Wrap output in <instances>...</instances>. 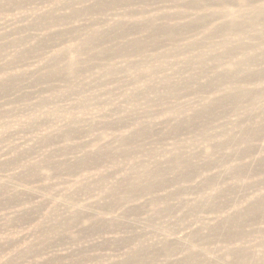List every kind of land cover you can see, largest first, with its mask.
<instances>
[{
    "label": "rangeland",
    "instance_id": "374dc122",
    "mask_svg": "<svg viewBox=\"0 0 264 264\" xmlns=\"http://www.w3.org/2000/svg\"><path fill=\"white\" fill-rule=\"evenodd\" d=\"M21 1L0 264H264V0Z\"/></svg>",
    "mask_w": 264,
    "mask_h": 264
},
{
    "label": "bare ground",
    "instance_id": "6f19581e",
    "mask_svg": "<svg viewBox=\"0 0 264 264\" xmlns=\"http://www.w3.org/2000/svg\"><path fill=\"white\" fill-rule=\"evenodd\" d=\"M7 1H8V0H7ZM20 1H21V0H20ZM22 1H23V0H22ZM22 1H21V2H22ZM24 1H25V0H24ZM80 1H81V0H80ZM95 1H97V0H95ZM98 1H100V0H98ZM101 1H103V0H101ZM124 1H126V0H124ZM124 1H123V2H124ZM214 1H215V0H214ZM241 1H242V0H241ZM246 1H247V0H245L244 2H241V4L243 3L241 6H244V4H245ZM254 1H255V0H254ZM9 2H10V1H9ZM17 2H19V1H17ZM83 2H85V1H83ZM104 2H106V1H104ZM104 2H103V3H104ZM113 2H114V1H113ZM117 2H119V1H117ZM130 2H131V1H130ZM130 2H129V3H130ZM140 2H141V1H140ZM218 2H219V1H218ZM247 2L249 3L250 1L248 0ZM251 2H252V1H251ZM262 2H264V1H262ZM72 3H73V2H72ZM79 3H81V2H79ZM101 3H102V2H101ZM103 3H102L101 5H103ZM110 3H112V2H110ZM124 3H125V2H124ZM129 3H128V4H129ZM132 3H133V2H132ZM145 3H146V2H145ZM187 3H188V2H187ZM191 3H192V2H191ZM233 3H235V2H233ZM238 3H240V2H238ZM1 4H2V3H1ZM76 4H77V3H76ZM76 4H75V5H76ZM108 4H109V3H108ZM119 4H120V3H119ZM119 4H118V5H119ZM254 4H255V3H254ZM11 5H12V4H11ZM70 5H72V4H70ZM96 5H97V4H96ZM96 5H95V6H96ZM99 5H100V3H99ZM110 5H112V4H110ZM132 5H133V4H132ZM196 5H197V4H196ZM246 5H247V3H246ZM249 5H250V4H249ZM251 5H252V7H253V3H252ZM257 5H258V3H257ZM259 5H261V6L263 7L264 4L262 5L261 2H260ZM115 6H116V5H115ZM1 7H3V6H1ZM69 7H70V6H69ZM74 7H75V6H74ZM112 7H113V5H112ZM112 7H111V8H112ZM254 7H255V6H254ZM256 7H257V6H256ZM259 7H260V6H259ZM72 8H73V7H72ZM97 8H98V7H97ZM109 8H110V7H109ZM217 8H218V7H217ZM247 8H248V7H247ZM94 9H95V7H94ZM101 9H102V8H101ZM242 9H243V8H242ZM251 9H252V8H251ZM251 9H250V10H251ZM257 9H258V8H257ZM103 10H104V9H103ZM190 10H191V9H190ZM237 10H238V9H237ZM239 10H241V9H239ZM247 10H248V9H247ZM91 11H92V10H91ZM96 11H98V10H96ZM187 11H188V9H187ZM198 11H199V10H198ZM254 11L256 12V8H255ZM259 11H261V10L259 9ZM188 12H190V11H188ZM245 12H246V11H245ZM97 13H98V12H97ZM101 13H104V12H101ZM131 13H132V12H131ZM239 13H240V12H239ZM256 13H258V12H256ZM259 13H260V12H259ZM261 13H262V12H261ZM261 13H260V14H261ZM74 14H75V13H74ZM77 14H79V13H77ZM83 14H84V13H83ZM132 14H133V13H132ZM260 14H258V15H260ZM80 15L82 16V14H80ZM222 15H223V14H222ZM74 16L76 17V15H74ZM124 16H125V15H124ZM154 16H155V15H154ZM172 16H173V15H172ZM244 16H245V14H244ZM126 17H127V16H126ZM130 17H131V16H130ZM159 17H160V16H159ZM167 17H169V16H167ZM249 17H250V16H248V18H249ZM262 17H263V16H262ZM262 17L259 16V17H257V18L261 19ZM66 18H67V17H66ZM153 18H154V17H153ZM250 18H251V17H250ZM257 18H256V19H257ZM38 19H39V18H38ZM67 19H69V18H67ZM120 19H121V18H120ZM126 19H127V18H126ZM237 19H238V18H237ZM263 19H264V17H263ZM64 20H65V19H64ZM147 20H148V18H147ZM249 20H250V19H249ZM251 20H252V19H251ZM254 20H255V19H254ZM117 21H119V20H117ZM158 21H159V20H158ZM158 21H157V22H158ZM168 21H169V20H168ZM221 21H223V20H221ZM38 22H39V21H38ZM166 22H167V21H166ZM166 22H165V23H166ZM170 22H171V21H170ZM192 22H193V21H192ZM194 22H195V21H194ZM245 22H246V21H245ZM248 22H250V21H248ZM63 23H64V22H63ZM67 23H68V22H67ZM160 23H161V22H160ZM171 23H172V22H171ZM206 23H207V22H206ZM54 24H56V23H54ZM121 24H122V23H121ZM129 24H131V23H129ZM153 24H154V23H153ZM200 24H201V23H200ZM255 24H256V23H255ZM255 24H254V25H255ZM56 25H57V24H56ZM60 25H61V24H60ZM117 25H118V24H117ZM117 25H116V28H117ZM125 25H126V23H125ZM250 25H251V24H250ZM112 26H113V25H112ZM114 26H115V25H114ZM156 26H158V25H156ZM201 26H202V25H200L199 27H201ZM258 26H259V25H258ZM110 27H111V26H110ZM202 27H203V26H202ZM252 27H253V26H252ZM256 27H257V26H256ZM260 27H261V25H260ZM262 27H263V26H262ZM263 28H264V27H263ZM90 29H91V28H90ZM106 29H107V28H106ZM122 29H123V28H122ZM149 29H150V28H149ZM152 29H153V28H152ZM158 29H159V28H158ZM178 29H180V28H178ZM178 29H177V30H178ZM93 30H94V28H93ZM93 30H92V31H93ZM95 30H96V29H95ZM95 30H94V31H95ZM116 30H117V29H116ZM119 30H120V29H119ZM164 30H165V29H164ZM169 30H170V29H169ZM180 30H181V29H180ZM180 30H179V31H180ZM182 30H184V29H182ZM243 30H244V29H243ZM247 30H248V29H247ZM262 30H263V29H262ZM66 31H68V30H66ZM72 31H73V30H72ZM260 31H261V29H260ZM263 31H264V30H263ZM69 32H71V30H70ZM120 32H121V31H120ZM128 32H130V31H128ZM66 33H67V32H66ZM71 33H73V32H71ZM113 33H114V32H113ZM232 33H233V32H232ZM250 33H251V32H250ZM261 33H262V31H261ZM58 34H60V33H58ZM67 34H68V33H67ZM76 34H77V33H76ZM107 34H108V33H107ZM111 34H112V33H111ZM114 34H115V33H114ZM136 34H137V33H136ZM243 34H245V33H243ZM74 35H75V34H74ZM89 35H91V34H89ZM89 35H88V36H89ZM100 35H101V34H100ZM112 35H113V34H112ZM250 35H252V33H251ZM108 36H109V35H108ZM253 36H254V35H253ZM258 36H259V35H258ZM260 36H264V35H261V34H260ZM57 37H58V36H57ZM59 37H60V36H59ZM78 37H79V35H78ZM243 37H244V35H243ZM254 37H255V36H254ZM73 38H74V37H73ZM79 38H80V37H79ZM118 38H120V37H118ZM256 38H257V36H256ZM75 39H77V38H75ZM81 39H82V38H81ZM259 39H260V38H259ZM263 39H264V38H263ZM83 40H84V39H83ZM85 40H86V39H85ZM91 40H93V39H91ZM261 40H262V39H261ZM261 40H260V42H259L258 40H256V41H258L259 43H262ZM42 41H44V40H42ZM86 41H87V40H86ZM254 41H255V40H254ZM256 41H255V44H256ZM262 41H263V40H262ZM88 42H89V41H88ZM91 42H92V41H91ZM78 43H79V42H78ZM85 43H86V42H85ZM85 43H84V44H85ZM238 43H239V42H238ZM88 44H89V43H88ZM93 44H94V43H93ZM138 44H139V43H138ZM257 45H258V47H259L260 44L257 43ZM262 45H263V44H262ZM261 47H262V46L260 45L259 48H261ZM86 48H87V46H86ZM68 49H69V48H68ZM263 49H264V48H263ZM263 49H261V50H263ZM65 50H66V49H65ZM67 51H68V50H67ZM67 53H68V52H67ZM63 54H64V53H63ZM68 55H70V54H68ZM61 56H62V55H61ZM54 57H55V56H54ZM59 57H60V56H58V58H59ZM56 58H57V57H56ZM58 58H57V59H58ZM65 58H66V57H65ZM65 58H64V59H65ZM68 58H70V57H68ZM54 59H55V58H54ZM60 60H61V59H60ZM65 60H66V59H65ZM52 61H53V60H52ZM70 61H71V60H70ZM57 62H58V61H57ZM64 63H65V62H64ZM66 63H67V62H66ZM66 63H65V66H66ZM75 63H76V61H75ZM67 64H68V63H67ZM72 65H73V64H72ZM69 66H71V65H69ZM74 66H75V65H74ZM67 69H68V68H67ZM67 71H68V70H67ZM68 72H69V71H68Z\"/></svg>",
    "mask_w": 264,
    "mask_h": 264
}]
</instances>
